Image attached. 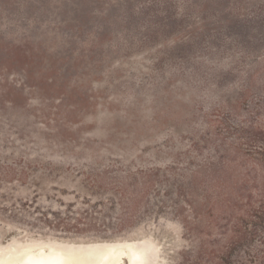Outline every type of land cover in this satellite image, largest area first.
<instances>
[{"label":"rangeland","instance_id":"obj_1","mask_svg":"<svg viewBox=\"0 0 264 264\" xmlns=\"http://www.w3.org/2000/svg\"><path fill=\"white\" fill-rule=\"evenodd\" d=\"M262 123L264 0H0V244L92 238L55 234L36 207L152 171L123 239L177 264L205 235L211 180L236 187L239 130Z\"/></svg>","mask_w":264,"mask_h":264},{"label":"trees","instance_id":"obj_2","mask_svg":"<svg viewBox=\"0 0 264 264\" xmlns=\"http://www.w3.org/2000/svg\"><path fill=\"white\" fill-rule=\"evenodd\" d=\"M239 134L246 145L241 149L245 166L233 183L236 187L225 192V179L211 180L216 192L208 205L205 235L183 250L177 264H264V123L243 128ZM151 174L142 170L129 172L131 180L122 181L113 195L83 197L80 203L71 202L56 210L36 207L40 213L36 219L55 234L67 237L128 235L155 175ZM191 211L193 218L200 217L198 210ZM193 230L188 227L189 234L193 235ZM251 241L256 243L249 245Z\"/></svg>","mask_w":264,"mask_h":264},{"label":"bare ground","instance_id":"obj_3","mask_svg":"<svg viewBox=\"0 0 264 264\" xmlns=\"http://www.w3.org/2000/svg\"><path fill=\"white\" fill-rule=\"evenodd\" d=\"M133 256L130 264H142L150 253L148 264H159V246L150 238L114 241L10 240L0 244V264H24L26 258L48 259L55 264H122L123 257Z\"/></svg>","mask_w":264,"mask_h":264},{"label":"water","instance_id":"obj_4","mask_svg":"<svg viewBox=\"0 0 264 264\" xmlns=\"http://www.w3.org/2000/svg\"><path fill=\"white\" fill-rule=\"evenodd\" d=\"M129 237L131 236L127 235V236H121V237H115V238H87V239L59 238V239L72 240V241H83V242H87V241L101 242V241H114L117 239H123V238H129ZM128 253H129L128 258L123 257L124 261H126V264H130V262L134 260L131 252L128 251ZM151 259H152V255L148 253L145 256V259L142 261V264H148V262ZM24 264H55V262L48 261V259H33V258L28 257L24 260Z\"/></svg>","mask_w":264,"mask_h":264}]
</instances>
